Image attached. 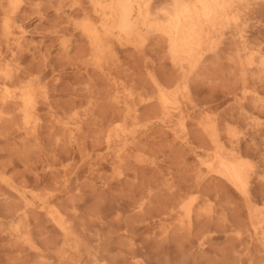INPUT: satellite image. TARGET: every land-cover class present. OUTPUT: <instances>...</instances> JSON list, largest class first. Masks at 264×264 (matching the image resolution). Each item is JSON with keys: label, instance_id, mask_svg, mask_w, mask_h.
Returning <instances> with one entry per match:
<instances>
[{"label": "rangeland", "instance_id": "rangeland-1", "mask_svg": "<svg viewBox=\"0 0 264 264\" xmlns=\"http://www.w3.org/2000/svg\"><path fill=\"white\" fill-rule=\"evenodd\" d=\"M248 1L250 2V8H253L252 11L251 9L249 10V12H253L251 13L253 16H251L248 13L249 14L248 17L251 16L250 18L252 19L250 20L248 19V23L246 24L245 27V30H248L246 32L247 38H249L248 41L251 42L249 43V46L253 45L254 48L256 49L262 47L264 52V0H248ZM91 2L92 0H20L18 2L19 5L18 4L16 5L18 6V8L17 7L13 8L8 4L7 1L4 6L2 7L0 6V64H2L0 65V70L3 68L2 66H6L7 70L10 73L13 74L16 70L17 74L15 73L14 76L18 75V77L15 76V78H13L15 80V81L13 80L14 82L13 81L10 82L11 84L13 83L12 86L9 84V82H8L9 85L8 84L7 85L10 86L11 90L13 89V92H16L17 87L15 88V86L17 82H20V79L21 82L26 81L25 79L36 77L34 75L37 74L38 77L44 78L42 79L43 80L42 85L44 84L47 87L48 92L50 93L49 95L50 97H48L49 99L47 98V100H44L47 101L46 103L43 102V99L45 98H43L42 100L38 99L40 102V106L43 107L42 111H40L41 109H39V115L40 117L41 116L43 117H41L42 119L40 122L42 123V125H40V129H38L39 135L37 134V132L35 134L31 133V135L34 138H32V136L29 135L30 133L29 134L26 133L21 128L22 125L19 127V124L23 123V119L20 120L22 116L19 113L18 105L17 104L12 105L13 108L17 109V110L16 109L12 110L10 107L11 104L8 107L7 105H5L6 107H3L0 104V111L1 109L4 108L3 111L5 112L3 117L0 112V117H2V119L0 118V173L5 174L6 173L5 169H7L8 166L9 167L12 166V168H9V171H7L8 174L6 173L7 177L8 178L10 177L9 179H11V177L13 178V176H16L17 173L16 171H18L17 174H21L23 177L25 175H28L25 176L24 178L20 175V178H22L21 181L23 183L19 182L20 178L19 179L13 178L14 180L11 179V181L13 180L12 181L13 183L15 182L14 184L17 185V183H19L20 184L19 187L26 186L31 189L34 187L28 185L31 182V185L33 184L35 185L33 189H37V187H39L38 185L42 183L41 185L42 188L40 186L37 189V191H41L40 193L46 195V197L49 196L48 199L50 201H52L51 199L53 198L54 199L57 198L59 195L60 196L62 194L64 195V193L68 194V196L70 195L69 197L67 195L64 196L62 195L60 201L63 202V204L61 203L62 208L64 212L67 211L66 215L70 218V220H72L71 222L75 226L74 229L76 233L81 237V247H80L81 252L71 249L74 252L73 253L71 250H69V246L68 244H66L65 240H63L64 237L59 236V238L57 237L55 239V235L56 236L60 234L61 236L63 235L61 231H59V229L56 231V233L55 231H53L54 229L56 230L57 227L53 226L51 228L49 226V224L52 225L53 222L52 221L50 222V219L45 215V213L42 214L43 212L37 209L36 211L32 210L34 211L32 214L30 210L29 212L31 213V215L34 216H32V219L24 220V222L28 223L29 220H31L30 222L33 221L34 224L32 223V226L30 228L32 229L34 241H37L36 239L39 240L41 238L40 240H43L44 242L43 241L35 242V245H37V247L39 246L38 248L34 247L31 249L29 245L27 247H29L31 251L35 254V257L37 255L38 258L33 257L34 256L33 253L32 255L31 253L29 255L28 251L30 249L26 247L25 243L20 242L19 245H21V247L16 246L15 249L14 246L15 244L18 245L17 242L19 241H17L14 236L11 237L9 235L8 227L10 226L11 223L10 220L12 219L10 216L13 213L12 208L16 205L14 209L15 210L14 213H16V208L19 205L20 199H17L18 196L16 193L15 194L17 197L16 199H14L13 198L14 191L12 192V190L10 191V189L6 190L5 189L6 185H3V183L0 181V188L2 185L4 187V189L1 188L0 191L6 194L7 192L9 193L7 194V196L4 195V197H2L3 194L0 193L1 194L0 201L2 202V203L0 202V209L1 208L2 210L4 209L3 211L0 210L1 211L0 218L3 216L2 219H0V223H1L0 232L3 231L2 233H0V264H40V260H42L41 264L43 262L44 264L46 262H47L46 264L48 263L52 264L53 262L54 264H59V263L60 264H80V263L81 264L82 263L84 264L87 263L88 264H96V263L121 264L122 263L123 264L125 263V261H128L125 264L128 263L129 264L131 263L132 264L135 263L136 264L137 263L138 264H147V263L149 264H165V263L166 264L168 263L171 264L172 263L174 264H180V263L181 264L182 263L183 264H264V256H263L264 253L260 249L261 246L255 243L256 242L255 240H254L255 242L252 240L253 236L256 237L257 232H261V234L259 233V235L257 236H263L264 222L258 224L259 228L257 229L255 228V226L250 221V216L248 213L249 212L248 202L238 191L235 190L234 187L230 186L229 183L227 182L225 183V181L223 182V180L219 181L218 179H214V178L212 181L210 176H206V179L207 178L210 179L209 180L204 179L205 181L203 180L201 186L198 187L197 178H199V176L204 177L203 176L204 172H202L203 175L202 173H200V175L198 176L197 173L198 171L196 172L195 170L196 167L194 168L195 165L194 162H196V160L195 157H194L195 161L193 160V155H194L193 151H190L188 148L184 149V147L182 146L180 148L179 143L173 139V136L170 133H166L164 131V128L162 127V125H160L159 122H154V124H152L151 118L157 120L154 118L155 113L151 109L150 110L151 112H153V114L152 113L149 114L150 112L147 113L150 110H147V112L145 110L146 106L144 104H148L147 100L150 101L149 99H151V96L154 95L153 94L154 89L148 85L147 83L148 80L146 79L147 76H144L147 75L148 69L149 68L151 69L152 67V69L154 68L155 70V68L158 67L156 68L158 70L156 72L157 73L164 72L163 79L167 78L168 77L167 75L169 74L171 76V74L173 73V69L170 68L171 67L170 62L168 60H164V58L162 57L163 56L162 53H160L161 55L160 57L159 52H157L154 49L156 45L154 44L155 41L153 39H151L152 41L150 40L152 43L148 40L150 44L149 42H147L148 45L146 44L145 49H143V52L146 57H144V55L142 56L143 53L140 50H136L133 48L129 50L131 47L129 49H127L126 47H122V48L120 47L118 48L119 52H116L115 54L116 56L114 55L115 58L113 57V59L111 60L109 57L110 62L116 63V64L112 63L113 64L112 66L107 67V70L108 68L111 70V67L112 68L114 67L112 69L113 72H111L112 77L116 76L117 78L118 76L120 78V79L117 78L119 83L122 80L123 81L122 84H129L127 87L128 90L135 92V90L138 91L140 87H142L141 89L145 88V94L143 93L144 91L141 89L139 91H141L142 93L136 91L135 93L138 97L135 95L136 98H134V100L139 99L138 102L130 101L129 103L130 105H134L136 103L137 106L139 104L138 106L139 110L143 108L141 109L143 110V113L140 112L143 115V116L141 115L140 120L142 119L144 120H142L141 122L139 120L138 124L137 122L136 123L133 122L135 124H132V122L130 121L128 123L129 128L135 131L136 135L140 133L139 137L137 135L136 139L137 140L140 139L141 142L139 140H138L139 142H137L136 140H134V143L130 142L131 145L129 144V146L133 148L128 146L129 148H127L126 150H120L122 147L121 146L122 143L121 145L115 143L120 147L119 148L117 146L118 149L116 148V145L111 146L112 148L106 146L108 145V143L105 144V141L107 142V140H105L107 139L106 133H108L109 125L112 123L111 120H113V117L115 118L119 114H121L122 111L120 110L124 111V107H122L123 109L118 108V106L120 107V105L116 104L117 101L116 103L113 101L115 98L114 99L112 98L115 95L111 96L110 93L113 92V94H115L116 91L114 89H111L113 88L111 86H110L111 90L109 89L108 85L111 84L107 82V79L105 80L103 79L105 77L104 75H102L101 73L102 71L99 72L100 70L96 68L94 63H92V60L90 59L91 57H89L91 56V54H90L88 42L85 36L83 35L82 31L80 30V27H78L85 17V11L89 10ZM14 13L17 15L15 16ZM18 14L21 16L19 18L20 20L17 17ZM12 15H14L18 19V22L17 21L14 22V19L16 18L13 17ZM8 16L10 17V22H9L10 27H6V18ZM19 23L22 24L24 23L23 27H18ZM14 29L17 30L13 31ZM7 30L9 31L7 32ZM231 33H232V38L234 39L233 35H237V34L235 32H231ZM231 33H228L227 36L231 37ZM19 35L23 36L24 39L26 36L27 39L22 42L23 44L20 43V45L18 42V39L20 37ZM16 36L19 37L17 38ZM232 38L229 37L228 39L226 38L224 41H227L226 42L227 45L228 43H230L229 47L225 45L224 42L222 46L224 45L225 46L223 49L220 50L221 53H219L220 52L219 51L217 55L212 54L211 58L209 56V59H207V61L203 64V66L205 67L202 66L203 68L201 70L199 69L201 73L199 74L197 73L195 75L196 78L194 77L195 80L193 82L194 83L193 96L195 95L196 98L195 97L194 98L197 100V102L195 99L194 100L196 103H198V101L203 100V103H200L202 105L199 104L198 106L195 102L191 103L192 105L189 104V106L191 105L194 108H191V106L189 108L193 110L192 111L190 109L191 110L190 112H192V114L194 113L195 108L198 111V115L200 114L199 116L198 115L196 116V114H194L196 117L194 116L195 121L193 120V123L194 122L196 123V118L198 121L199 117L201 118V116L202 115L204 116L208 111L216 115L217 117L220 116L219 117V120L221 121V123L219 121V123L221 124L220 126L227 127V125L231 123L233 126H236L238 127V129H240V131L242 132L240 136L243 135L241 141L242 149L244 150V152H246L249 158L251 157L253 159L255 164L257 163V165H259L257 167L261 168V172H260L261 176H259L261 178L258 179L256 178L257 180L253 181L254 183H252L251 188H252V199H253L252 205H254L256 210L262 212L264 211V113H263L264 110L260 112L261 110L256 108L250 99H249L250 102L247 101L248 102L247 109L249 111L253 110L254 112L253 111L252 112L254 113L255 121L259 122L260 125L262 124L261 125L262 127L258 126L259 128L257 129L253 128L254 126H252V124H250L251 126L250 128V126L246 124L248 123L247 120L245 121L243 120L241 122L242 118H236V116L238 115L240 116L239 114L240 112H238L237 115L236 108H235L236 116L235 113L233 114L234 111L233 107H235L234 101H232L233 92L235 91V89H237L236 91L237 92L239 91V93L242 94L243 88H241V86L243 87V85L241 84L242 81H239L240 67L237 65L238 64L236 63L237 61H234V58H231L234 57L233 56L234 49H228L230 48V46L231 48L235 47V46L233 47V45H231V42H229L230 39L233 43ZM256 44L259 45L257 46ZM225 47L226 50L228 49L231 52L230 54L229 52H227L228 50L224 51ZM125 48L126 51L124 50ZM122 49L123 51H121ZM145 50L147 51V53L149 50H153V51L155 50L156 53H154L155 51L154 52L150 51L151 54L150 53L147 54ZM152 53L157 54V56L154 54L153 56ZM219 54H221V56H219ZM231 54L232 56L230 57L229 55ZM150 57L153 59H150ZM88 58L90 60H88ZM147 58H149L148 59L149 63L143 64L145 62H148L146 60ZM154 58L156 59L155 61ZM162 59L164 60V62ZM1 60L7 63L4 64L1 62ZM159 61L161 64L159 63ZM231 61L234 62L235 64L233 63L232 65ZM110 62L108 63L109 65H111ZM152 62H154V67ZM9 63L10 65L8 66ZM164 63L165 64L167 63L166 66ZM89 64H91V67ZM147 64L148 66H150L149 68ZM86 65H89V67ZM167 66L170 68V70L168 71L169 72L171 71L172 73H169L167 71V69L169 68L165 69V67ZM87 67L90 69L86 70L85 68ZM144 67H146L147 70L146 69L144 70ZM235 67H239L236 68L239 69L238 70L239 76H237L238 72H236L237 70L235 69ZM82 68L84 70H82ZM255 70L256 69L254 68L253 70L250 71V74L254 78V80L251 81L250 83V79H249L248 86L252 89L258 88V90L262 93L260 94L263 95L264 97L263 94L264 70H260V69L256 71ZM40 72L42 74H39ZM98 72L99 74L102 75V77L101 75H98ZM145 72L146 74H144ZM232 72L234 73L232 74ZM113 73L116 74L114 75ZM229 75L234 76V77L232 76L233 80L231 79V77L229 78ZM21 76L22 78H24L23 80ZM26 76H28L29 78H26ZM161 76L163 75L161 74ZM251 76L249 75V78ZM258 76L260 78H258ZM144 77L145 79H142ZM0 78H2L1 71H0ZM138 78H140V80ZM235 78L237 79L238 82H236ZM132 80H134V82ZM138 80L139 82L141 81V83L138 84L136 82L135 84V81ZM168 80L169 77L165 79V81L167 83H171V81L169 80L170 82H168ZM0 81L2 82V79H0ZM144 82L147 84H145ZM132 83L135 84V87L131 86ZM142 83H144L147 86V88L151 87L152 90L148 88L149 92H147L148 89L145 87V85L144 87L140 86ZM234 83L236 84L234 85ZM252 83H254L255 85L254 84L252 85ZM238 85L240 86L238 87ZM2 87L4 88V82H2V84L0 83V94H3ZM229 88H232L233 91L232 89ZM239 88L241 90H239ZM229 90H231L232 93ZM126 92L127 91H123L122 94ZM195 92L197 93V95L195 94ZM148 93H150L149 94L150 96L148 95ZM145 96L147 98H145ZM142 97L145 99H143ZM148 97L150 98L148 99ZM141 100L143 101L141 102ZM48 102H50V104H48ZM249 103L252 104L249 105ZM142 104L144 105V107H141ZM251 105H253L252 107L253 109L251 108L252 110L250 109ZM254 107L255 109H258L259 112H257V110L255 111ZM201 108L203 110L204 108L207 110L202 112ZM231 108L233 111L230 110ZM227 110L232 111L229 112L231 113L232 116L229 115ZM7 111L10 112L8 115L6 114ZM197 111L195 113H197ZM201 112L204 114H202ZM84 113H86V115ZM148 115L150 121H148L149 119ZM150 115H152L153 117ZM82 118L86 120H83ZM60 119H62L67 126L64 124H60L59 121H61L62 123V120ZM77 119L79 120V122ZM248 120L250 121L251 119ZM17 121H21V122L19 123ZM80 122L83 123L82 124L83 129L81 128L80 132L78 131L79 134L75 135L76 137H74V134L77 132L74 128ZM149 122H151V124H149ZM15 123H17V125ZM108 123L110 124L108 125ZM143 124H146L147 126L145 125L144 127ZM190 124H191L190 126L193 127L191 129H194L196 128V126H198L197 123L195 124V126L194 124L192 126V123ZM245 124L248 126H246ZM151 127L152 129H150ZM154 127L158 129L159 133ZM19 128L21 129V132L19 131L20 130ZM135 129L138 130L136 131ZM146 129H148L147 130L148 132H145ZM188 129L189 131L191 130L189 126ZM141 130H142V135L143 134L145 135L141 136ZM149 130H151V132L153 131L154 132L151 133ZM197 130L199 131V129ZM192 131L193 130H191L190 132ZM194 131L196 130L194 129ZM148 133H151L152 136L149 137ZM155 133L157 134L155 135ZM165 133L167 135H165ZM193 133L194 132H192V134ZM200 133L196 132L197 135L195 133H194L195 135L191 134L192 136L191 138L196 137L193 140L197 145H199L198 141L201 139L200 137H202L199 135ZM36 134H37V138H35ZM29 136H31V138ZM101 136H103L104 139H102ZM28 137L29 139H27ZM146 137L149 138L145 139ZM57 138H59L58 139L59 141L57 140ZM171 138L172 140H174L175 144L174 142H172ZM204 140L206 139L202 137V139L200 140V144L202 142H205ZM135 143L138 144L140 143V144L136 145ZM137 149H140L139 152L135 151ZM140 152H142V154H140ZM114 153L116 154L114 155ZM119 153L122 155V158L119 159L121 161H119L118 158H115V156H117V154ZM129 153L132 154L129 155ZM137 154H139L140 156ZM127 157L128 158L130 157V159H132L133 161L131 163H127V161L130 162V160H128ZM144 157L146 158L144 159ZM67 158H69L68 161ZM125 158L126 161L124 162ZM133 158L137 160L134 161ZM115 159L118 160L117 163ZM146 159H148V161ZM92 162L95 164V166L93 165ZM122 163L124 165H122ZM125 163L129 165L126 166ZM65 165L67 166V168ZM120 166L123 168H121ZM55 169H57L58 173L56 172ZM66 169L69 170V172L66 171L67 172L66 173L65 172ZM1 170H3L4 172ZM19 170L23 171L25 175L23 173H19L20 172ZM52 170H54L53 172L55 174L52 173ZM10 174L11 176H9ZM38 174L40 177L36 176ZM58 174L59 177L58 176L56 177V175ZM26 177L27 178L31 177V179L29 178L28 180H26L27 179ZM32 178L34 179L32 180ZM38 178H41L40 181L41 180L42 181L39 182ZM59 178L61 179L60 182H59L60 180ZM192 178L196 183H193ZM55 179H58L59 183L56 182L57 180L55 181ZM53 180L57 184L55 183L53 185L54 183ZM50 181L53 183H51ZM49 182L50 185L52 184V186L49 185ZM43 183L46 185L47 188H49V186L51 187L49 188L50 192L48 189H46V187L44 188ZM190 183L195 185H192ZM56 185L57 187H55ZM187 185L190 186L188 187ZM156 186H158L161 189L159 190L158 187ZM45 190L46 192H44ZM144 190H147L146 193L149 196L147 194H144L145 193ZM178 190L179 192H177ZM11 192L12 194L10 195ZM47 192L48 194L54 193V195H50V194L47 195ZM141 192L143 193L141 194ZM194 192L195 194L192 195V193ZM174 193L179 194L178 195L179 198L181 197L182 194H183L182 197L186 195L188 198H190V196L191 197L196 196L197 197L196 201L200 199L202 202L201 206H203L202 211L204 216H202V214L198 215L200 216L199 218L202 219H199L197 215L193 216V217L196 216L200 221L196 222V218L193 219L195 220L193 224L195 222L196 224L192 226L193 228L189 229L191 233L187 229L188 227L184 228L183 226L182 227L186 230H182L183 228L181 226L179 227L177 226L179 229L176 227L178 231L177 229L176 231L173 230L175 228L174 226L178 224L177 221L180 216V214L178 213L180 212V210L176 211L178 208L177 206L178 202L176 200L179 201L186 197V196L184 198L181 197L179 199L177 195L174 196L175 195ZM201 193H203V195ZM151 194H153V196H151L150 199ZM8 195H10L12 198H10V196ZM134 195L136 198L139 196L138 199H135ZM199 195L202 196L200 197ZM141 196L142 198L149 197L148 199H150L148 200L146 198L148 203L146 205L145 211H143L142 213L138 211L137 209L138 202L136 203V201H140L142 199ZM172 196H174L175 198ZM5 198L7 200H5ZM132 198L134 199L132 200ZM172 198L175 199L173 200L175 204L171 202ZM167 199H169V201H167ZM16 200H19V202H17ZM131 200L132 202L130 203ZM55 201L60 202L59 198H57ZM55 201H53V203ZM66 202H68V204L71 205H68ZM170 202L172 203V205ZM163 203L167 205L166 206L162 205ZM169 203L170 205H168ZM199 203L197 207L201 204ZM203 203L206 206H204ZM1 204L4 207L6 205L9 210L7 209V207L3 208ZM10 204H13V206ZM61 204L59 203L58 205L61 206ZM64 204L66 205L67 210L65 209L66 207ZM134 205L136 206V208H134L135 207ZM10 206H12V208H9ZM173 206L176 207L172 209ZM160 207L162 210L165 209L166 207L169 208L170 213L167 211L169 209L166 208V211L164 210L166 212V215H164L165 214L164 211L163 213L161 210H158ZM75 208H78L80 210ZM171 209L174 210L175 212H173ZM159 211L162 212V215L158 214L159 215L158 216L157 213H160ZM2 212H5L7 216H5V213ZM7 212H9L10 215L9 213L7 214ZM37 212H39L38 217L36 214ZM71 212L73 215L72 219L70 217ZM173 213L176 214L173 215ZM177 213L179 215H177ZM39 214L42 217L44 216L43 219L46 222L40 220V218L42 217L39 216ZM74 214L75 216H79V217L82 216L79 218V223L77 219L78 217L75 218ZM170 214L173 215V217ZM168 215L172 217L171 218L172 220L169 219L170 216L168 217ZM28 216L31 217L30 215ZM163 216L166 217L164 218ZM177 216L178 218H176L175 221L174 218ZM33 217L36 219L34 220ZM74 218L76 219L75 222L73 221ZM37 219H39L38 222L36 221ZM40 221L41 223H39ZM47 221L49 223H47ZM30 222L28 223L29 226L31 224ZM36 222L39 224L37 225ZM42 223L45 225L48 224V227L50 228L48 227L47 228L49 230L44 227L48 231L41 230L44 229L43 228L44 225ZM171 223H172V227H174L172 228L171 231L172 233L170 232L171 234L168 235L169 237L168 236L165 237L167 239H165L163 235H161L162 237L161 238L159 234L160 232H162L161 229L163 230L164 228L168 227V225L171 226L170 225ZM40 224H42L41 227ZM36 225L39 226L37 232H36V228H37ZM247 226L251 227V229L254 232L251 231V229L248 231ZM86 228L88 230H86ZM50 229H52L55 235L51 234L52 232ZM40 230L42 232L45 231V233L44 232L41 233ZM7 231L8 234H6ZM37 233L39 235L41 234V236H39ZM250 233L252 234V237ZM44 234H46V236L42 237V235L44 236ZM1 235H3L2 237L7 239V241L4 240L1 237ZM47 236L49 237L47 238ZM50 237H52L53 239H50ZM10 238H13V240ZM61 238L62 240L60 241ZM57 239L59 240L58 243H56ZM47 241H50L54 244L56 243V245L54 244L51 245L49 244L50 242L48 243ZM41 242H43L44 244L46 243L47 246L46 244L45 245L43 244L44 245L43 246ZM201 242H203L204 246L201 244ZM48 244L51 246L48 247ZM53 245L54 247L58 246V248H56L57 251L54 250L55 248L53 247ZM93 245L97 247V250L95 249V247H93ZM10 246L12 247L10 248ZM44 247L46 248L47 251L46 250L43 251ZM12 248L15 250L12 251ZM17 248L19 250H17ZM40 248H42L41 249L42 256L44 254V256L46 257L48 252L53 253V254L48 253L47 257L48 259L50 258V260L47 259L48 261H45L46 259L40 256L41 254L39 255L41 251L39 250L40 251L39 252L38 249ZM131 248H133V250L136 251L135 252L136 255L138 254L137 251L143 254L141 255L140 253V257L138 254L137 255L138 258H137L136 255H134L133 253L134 251L130 250ZM137 248L139 249L135 250ZM25 249L27 251L25 252L22 251ZM60 249H61L60 251L61 253L58 252ZM33 250H35L37 254ZM21 251L22 253H20ZM27 252L29 257H27ZM62 252L70 254L69 257L63 258ZM53 255L56 257V260L58 259L57 261H54L55 257ZM84 255H86L87 257H85ZM175 259H178V261L172 262ZM179 259L181 262L179 261ZM80 260L81 261L83 260V262H81ZM87 260H90V262ZM183 260L185 261L183 262ZM59 261H61L62 263Z\"/></svg>", "mask_w": 264, "mask_h": 264}, {"label": "bare ground", "instance_id": "bare-ground-1", "mask_svg": "<svg viewBox=\"0 0 264 264\" xmlns=\"http://www.w3.org/2000/svg\"><path fill=\"white\" fill-rule=\"evenodd\" d=\"M6 1L13 8L14 7H17L18 8V6H16V5L18 4V2L20 0H0V6L1 7L4 6L5 3H6ZM250 9H251V11L253 10V8H250V2L248 0H92V2L90 4L89 10L88 11H85V17H84L83 21L79 24L78 27H80V30L82 31L83 35L85 36V38H86V40L88 42L89 49H90V54H91V56H89V55L88 56L91 57L90 59L92 60V63H94L95 66H96V68H98L100 70L99 72L102 71L101 73L105 77L103 79L104 80L107 79V82L111 84V85H108L109 86V89H110V86H111V87H113L111 89H114L116 91L115 94H113L112 91H111L112 93H110L111 96H114L115 95L112 98V99L115 98L113 101L115 103L117 101L116 104H119L120 105V107L118 106V108L123 109L122 107H124V111L123 110H120V111H122L121 114H119L118 116L115 115V116H117L115 118L113 117L114 116L113 115L112 116L113 117V120H111L112 118L110 119L112 121V123L111 124L108 123V125L110 124L109 125V129L107 128L108 129V133L105 132L107 134L106 135V138L107 139H105V140H107V142L105 141V144L108 143V145H106V146L107 147L108 146L111 147V146H114L116 144H120L121 145V143H122V145H121L122 147H121L120 150H126L127 148L131 147V146H129V144L131 145L130 142L134 143V140H136L137 142L140 141V139H138L139 141L136 139L137 138V135L139 137V134L140 133H138L136 135L135 131H133V130H131L129 128L128 123H129V121L132 122V124H135L136 122H137V124L139 123V120H140L141 115H142L141 113H143V110H141L143 108H141V107H144V105H145L146 106L145 107L146 112H147V110H150L151 109L155 113L154 114V118L157 119V120H154L153 118H151L152 119V124H154V122H159L160 125H162V127L164 128V131L166 133H170L173 136V139L176 142L179 143L180 148L182 146V147H184V149L188 148L190 151H193V153L195 155V156L193 155V160H194V157H195V160L197 162V163L194 162L195 165H196V166L194 165V168L196 167L195 170H196V172L198 171L197 172L198 173V176L200 175V173L204 172V175L202 173V175L204 177H200L199 176V178H197V186L198 187L201 186V183H202V181L204 179H206V176H210L211 179H212V181H213V178H214V179H218L219 181L220 180H223V182L225 181V183L226 182L229 183L230 186L234 187L235 190L238 191L246 199V201L248 202V207H249V212L248 213H249V216H250V221L255 226V228L257 229V228H259L258 227V224L264 222V211H262V212L261 211H258V210L255 209L254 205H252L253 199H252V188H251V185H252V183H254L253 182L254 180L256 181L258 178H261V177H259V176H261L260 175L261 174L260 173L261 172V168L260 167H257L259 165H257V163L255 164L254 161H253V159L251 157L249 158L248 155L246 154V152H244V150L242 149V145H241L242 143H241V141H242V136L243 135L240 136V134L242 132L240 131V129H238V127L233 126L231 123H229L227 125V127L220 126L221 125L220 124L221 121L219 120V117L220 116L217 117L216 115H214V114H212V113H210L208 111L206 112V114L204 116L202 115L201 118L199 117L198 121H197V118H196V123L198 125V126H196V128H194L196 131H194V129H191L193 127L190 126L191 125L190 123H192V126H193V124L195 126L196 123L195 122L193 123V120L195 121V117L198 115V111L196 110V108L194 109V113L193 114H192V112H190L192 110L191 108H194V107L191 106L192 105L191 103H194L195 100H196L195 99L196 98L195 95L193 96V90H194V86H193L194 83L193 82L195 80L194 77H195V75L197 73L198 74L201 73L199 71V69L201 70L203 67H205V66H203V64L207 61V59H209V56L211 58V55L212 54L217 55V53L221 49H223L225 45H227V43H226L227 41H224V40L226 38L228 39V37L229 38H232V33L231 32H235L237 35H233V37H234V39L232 38L233 39V43L229 39V42H231V45H233V47L234 46L235 47L234 48H231V46H230V48H228V49H234V53H233L234 54L233 55L234 57H231L232 54L229 55V56L231 58H234V61H237L236 63H238L237 65L240 67V70L239 69H236V68H239V67H235V69L237 70L236 72H238V70L240 72V76H239V72H238V75L237 76H239V78H240L239 81H242L241 84L243 85V87L241 86V88H243V93L241 94V93H239V91L238 92L236 91L237 89H235V91L233 92V95H232L233 96V100L232 101H234L235 107L232 106L234 108V111L232 110V108L230 110L233 111V114L235 113V116H236L235 108L237 109V115H238V112H240L239 113L240 116L238 115V116H236V118H242L241 119V122L243 120L244 121L247 120L248 123H246V122L245 123L248 124L249 126H250V124H252V126H254L253 128H256L257 129L259 127H262L261 126L262 124L260 125L259 122L255 121L254 113H253L254 111L252 110L253 109L252 107L254 105L256 108H258L259 110H261L260 112H262V110H264V97H263V95H261L262 93L258 90V88L257 89L256 88L255 89H252V88H250L248 86L249 85V83H248L249 81L248 80L250 79V83H251V81L254 80V78L250 74V71L253 70L254 68L256 70H259V69L260 70H264V52H263V48L261 47V48L256 49V48H254L253 45H250L249 46V43H251V42H249L248 41L249 38H247L246 32L248 30H245L246 24L248 23V19L249 20L252 19L250 17L253 16L251 14L253 12H249ZM248 13L251 15L250 17H248V15H249ZM16 15L17 14H15V16ZM12 16L15 17L14 15H12ZM17 17L19 19L21 16L18 14ZM16 19H14V22L15 21L18 22V19L17 20ZM9 22H10V17L8 16L6 18V27H10ZM23 24L22 23H19V26L18 27H23ZM12 25H11V27H12ZM16 30L17 29H14L13 31H16ZM8 31L9 30H7V32ZM11 31H12V29H11ZM228 33H231V37L230 36H227ZM248 37H249V35H248ZM151 39H153L155 41V43L153 41V43L156 45V47L154 49L157 52H159V55H160V53L163 54L162 57L164 58V60H168L170 62V65H171L170 68L173 69V73L171 71L170 72L168 71V70H170V68L168 66L165 67V69L166 68H169V69H167V71L169 73H172L171 76H170V74L167 75L169 77V80L171 81V83H167L166 82L167 80L165 81V79H167L168 77L163 79V77H164V74L163 73L164 72L162 73V72L159 71L160 73H157L156 71H158V70L156 68H158V67H156L155 70H154V68L152 69V67L150 69L149 68L150 66H148V64H147V66H148L149 69H148L147 75H144V76H147L146 79L148 80V82H147L148 85L151 86L154 89V93H153L154 95L152 94L153 96H151V99H149L150 97H148V99L150 101L147 100L148 104H144V105L142 104L143 106L141 105V107H140L141 108L140 109L141 111H140L139 110V107H138L139 104H138V106H137L136 103L134 105H130L129 104L130 101L131 102H133V101L138 102L139 99L138 100H134V98H136L135 97V95H136L135 92L137 90H135V92L134 91H131V90H128L127 87H128L129 84H122V82H123L122 80L119 83V81L117 79V78H119L118 76H117V78H116V76L115 77H112V73L111 72H113L112 69L114 67L113 68L111 67V70L108 68V70H110V71L107 70V67L108 66L110 67L113 64H116V63L110 62L109 57L112 60L113 57H114V55L116 54V52H119V49L118 48H120V47L121 48L122 47H126L127 49H129L131 47L129 50H131L132 48L133 49H136V50H140L143 53V54L141 53L142 56L144 55V57H146L145 54H144V52H143V49H145L147 42H149ZM25 40H27L26 39V36H25V39H24L23 36H20L19 39H18L19 45H20V43H22ZM15 41H16V38H15ZM150 42H149V44H150ZM224 42H225V45L222 46V44ZM229 45H230V43H228L227 46L229 47ZM256 45L258 46L259 44H256ZM21 46H23V45H21ZM251 46H253V47H251ZM126 48L124 49L125 51H126ZM117 49H118V51H117ZM227 50H226V47H225V50L224 51H227ZM121 51H123V49ZM140 51H139V53H140ZM150 51L151 52H154L153 50H149L148 53H147V51H146V53L149 54ZM156 51L154 53H156ZM227 52H229V54L231 53L229 50ZM154 53H152V55ZM219 53H221V51ZM154 55L157 56V54H154ZM111 56H112V58H111ZM219 56H221V54H219ZM160 57H161V55H160ZM90 59L88 58V60H90ZM148 59L149 58H147L146 60L148 61ZM150 59H153V58L150 57ZM155 60L156 59L154 58V61ZM164 60H163V62H164ZM1 62L4 63V64L7 63V62H3V60H1ZM109 62H110L111 65L108 64ZM89 63H90V61H89ZM146 63H149V61L148 62H145L143 64H146ZM152 63H153V67H154V62H152ZM152 63H150V64H152ZM159 63H160V61H159ZM233 63L234 62H232V65H233ZM164 64H163V66H164ZM166 64H165V66H166ZM0 65H2V64H0ZM9 65H10V63L8 64V66ZM89 65L91 67V64H89ZM89 65H86V66L89 67ZM2 67L3 68L0 70L1 71V77L2 78H0V79H2V82H4V88L2 87L3 88V94H0V104H1V106L6 107L5 105H7V107H8L11 104L10 105L11 109L12 110H15L16 108H13L12 105L17 104L18 105L19 113L22 116V118L20 120L23 119V123L19 124V127L22 125L21 128L26 133H28V134L30 133L29 135H31V133H34L35 134L36 132L39 135L38 129H40V125H42V123H40V122H41V119H42L41 117H43V116L40 117V115H39V109H41L40 111H42L43 107L40 106V102H39L38 99L42 100L43 98H45V99H43V102L46 103L47 101H44V100H47V98L50 97L49 96L50 93L48 92L47 87L44 84L42 85V83H43V80L42 79H44V78L38 77L37 74L36 75L31 74V75H34L36 77L29 78L28 77L29 75H28V76H26V78H29V79H25L26 81H22L21 82V79H20V82L21 83L16 81L17 82V84H16V82H15V84H16L15 88L17 87V91L16 92H13V89L11 90L10 89V86H8V85L9 84L11 86L13 85V83L11 84L10 82L14 80L13 78H15V76H16V75L14 76V74L15 73L17 74V72L15 70V72L12 74V73H10L7 70L6 66H2ZM88 67L85 68V69L86 70L87 69L89 70L90 68H88ZM146 67H144V70L146 69ZM257 68H259V69H257ZM82 70H84V69L82 68ZM13 71H14V69H13ZM96 71H97V69H96ZM86 72H89V71H86ZM99 72H98V75H101V74H99ZM234 72H232V74ZM39 74H42V73L40 72ZM144 74H146V72ZM161 74L163 76H161ZM102 75H101V77H102ZM249 75L251 76L250 78H249ZM232 76L229 75V78L231 77V79L233 80ZM16 77H18V75ZM23 77H24V75H23ZM43 77H44V75H43ZM21 78H22V76H21ZM140 78H138V79L140 80ZM251 78H252V80H251ZM258 78H260V77L258 76ZM23 79L24 78H22V80ZM142 79H145V77L142 78ZM139 80L138 81H135V84H136V82L138 84L141 83V81L139 82ZM169 80H168V82H170ZM132 81L134 82V80H132ZM258 81H260V80H258ZM2 82L0 81L1 84H2ZM8 82H9V84H8ZM236 82H238L237 79H236ZM46 83H48V82H46ZM144 83H142L143 85L141 84L140 86H143L144 87V85L147 84V83H145V84ZM239 83H237V84H239ZM121 84L124 85V86H122ZM133 84L134 83H132L131 86H134L135 87V84L134 85ZM235 84L236 83H234V85ZM253 84L254 83H252V85ZM125 85H127V86H125ZM252 85H251V87H252ZM239 86L240 85H238V87ZM145 87L147 88L146 85H145ZM151 87H148V88L151 89ZM141 88L142 87H140L139 90ZM232 88H229V89H232ZM236 88H237V85H236ZM129 89H131V88H129ZM14 90H16V89H14ZM139 90L137 92H141ZM141 90H143L144 91L143 93L145 94V88H143ZM239 90H241V89L239 88ZM123 91H127V92L124 93V94H122ZM229 91H231V90H229ZM232 91H233V89H232ZM232 91H231V93H232ZM147 92H149V89L147 90ZM150 92H153V91H150ZM108 93H109V91H108ZM137 94H139V93H137ZM149 94L150 93H148V95ZM195 94L197 95L196 92H195ZM145 98H147V97L145 96ZM145 98H143V99H145ZM231 99H232V97H231ZM249 99L253 103V105H251V107L249 106L250 109L252 108L251 110L253 112L252 111H249L247 109L248 108L247 107V103H248L247 101L250 102ZM229 100H230V98H229ZM142 101L143 100H141V102ZM196 102H197V100H196ZM200 103H203V100L202 101H198V103H196L197 106ZM252 103H249V105L252 104ZM48 104H50V102H48ZM189 104H191L190 105L191 108H189L190 107ZM206 104H207V101H206ZM45 105H47V104H45ZM200 105H202V104H200ZM193 106H194V104H193ZM255 107H254V109H255ZM199 108H198V110H199ZM258 109H255V111L257 110V112H259ZM3 110H4V108L1 109V111H0L2 117L4 116V113H5ZM7 110H8V108H7ZM145 110H144V112H145ZM151 110L148 111L147 113L150 112L149 114H151V113L153 114V112H151ZM195 110L197 111V113H195L196 112ZM206 110L207 109H205V108H204V110L201 108V111L202 112L203 111H206ZM9 111H11V110H9ZM9 111H7V113H6L7 115L10 113ZM118 111H119V109H118ZM232 111H228L227 110L228 113L229 112H232ZM147 113H144V114H147ZM263 113H264V111H263ZM84 114L86 115V113H84ZM113 114H114V112H113ZM117 114H118V112H117ZM194 114H196V116ZM202 114H204V113H202ZM229 115H231V113H229ZM144 116H147V115H144ZM150 116H152V115H150ZM2 117H0V118L2 119ZM193 117H194V119H193ZM148 118H149V115H148ZM82 119L83 120H86L84 118H82ZM82 119H81V121H82ZM248 119H251V120L249 121ZM60 120H62V119H60ZM142 120H144V119H142ZM142 120H140V122ZM148 121H150V118L148 119ZM219 121H220V123H219ZM239 121H240V119H239ZM17 122L20 123L21 121H17ZM59 122H60V124L66 125L63 122V120H62V123H61V121H59ZM78 122H79V120H78ZM133 122H135V123H133ZM15 124L17 125V123H15ZM82 124L83 123L80 122V123H78L76 125L75 128L73 127L77 131L74 134V137H76L75 135L79 134L78 131L80 132V130L82 128ZM149 124H151V122H149ZM143 125L145 127L146 124H143ZM248 125H246V126H248ZM137 126H139V125H137ZM188 126L190 127L191 130H193L192 132H194L195 134H196V132H199V133L201 132L202 134L200 133L199 135L206 139V140H204L205 142H202L201 141L202 143L200 144V140L202 139V137H200L201 139L198 141L199 145H197L194 142V140H193L196 137L195 138H191L192 137L191 136L192 132H190L191 130L189 131ZM225 126H226V124H225ZM222 128H224L225 130L222 129ZM250 128H251V126H250ZM140 129H141V126H140ZM150 129H152V127ZM197 129H199V131ZM147 130L148 129H146L145 132H148ZM156 130L158 132V129H156ZM19 131L21 132V129ZM149 131L151 132V130H149ZM153 132H151V133H153ZM73 133H74V131H73ZM151 133H148L149 134L148 135L149 137L152 136ZM166 133H165V135H167ZM194 133L192 135H195ZM23 134H24V132H23ZM37 134H36V137L35 138H37ZM156 134L157 133H155V135ZM161 134H163V133H161ZM143 135H145V134H143ZM143 135H142V130H141V136H143ZM31 136H29V137L31 138ZM153 136H154V134H153ZM29 137L27 139H29ZM101 137H102V139H104L103 136H101ZM32 138H34V137L32 136ZM148 138L146 137L145 139H148ZM58 139L59 138H57V140ZM145 139H142V140H145ZM171 140H172V138H171ZM174 140H172V142H174ZM135 144L136 145H139L140 143L139 144L138 143H135ZM174 144H175V142H174ZM117 146L118 145H116V148H117ZM131 148H133V147H131ZM137 148H138V146H137ZM139 150L140 149H137L135 151H138L139 152ZM116 153H114V155ZM127 154H128V152H127ZM131 154L129 153V155H131ZM140 154H142V152H140ZM137 155H139V154H137ZM137 155H136V158H137ZM123 157H124V155H123ZM115 158H118V160H119V159L122 158V155L119 153V154H117V156H115ZM145 158L146 157H144V159ZM68 159L69 158H67V161H68ZM142 159H143V157H142ZM113 160H114V158H113ZM118 160H116V163H117ZM128 160H130V162L127 161V163H131L133 161L132 159H130V157L128 158ZM136 160L134 159V161H136ZM146 160L148 161V159H146ZM119 161H121V160H119ZM125 161H126V158L124 159V162ZM140 161H141V159H140ZM255 162H257V161H255ZM60 163H61V161H60ZM142 163H143V160H142ZM63 165H64V163H63ZM93 165L95 166L94 163H93ZM122 165H124V164L122 163ZM127 165H129V164H126V166ZM9 168H12V166H10V167L8 166V168L5 169L7 174H8L7 171H9ZM13 168H14V166H13ZM66 168H67V166H66ZM121 168H123V167H121ZM93 169H95V168H93ZM3 170H1V171H3ZM55 170L58 173L57 169H55ZM19 171H20L19 173H23V171H21V170H19ZM53 171L54 170H52V173H54ZM66 171L69 172V170H67V169L65 170V172ZM13 172H14V170H13ZM16 172L18 173V171H16ZM17 173H16V176H13L12 175L14 179H17V178L19 179L20 178V175L21 174H17ZM120 173H121V171H120ZM5 174L0 173V181L3 183V185H6V188H5L6 190L7 189L8 190L10 189V191L11 190H12V192L14 191V195H13V198L14 199H16L17 196H18L17 199H20V202H19V200H16L17 202H19V205L16 208V213H14L15 212L14 209H15V206L16 205L12 208L13 204H10L12 206L9 207V208H12L13 209V213L10 215V213L7 212V214L9 213V215L12 218L10 220V222H11L10 223V226L8 227L9 228V235L11 237L14 236L16 238V240L19 241V242H17L18 245L15 244L14 248L16 246H20L21 247V245H19V243L22 242V243H25L26 247L29 245L30 248L32 249L34 247H37V245H35V242H37V241H43V240H40L41 238L39 240L36 239L37 241H34V239H33L32 229L30 227L32 226V223L34 224V222L33 221L30 222L31 220H29V222L31 223L30 226L28 224L29 222L28 223H25L24 222V220L32 219V216H34V215H31V213L29 212L30 210H31V212L33 214L34 211H32V210H35L36 211L38 209V210H41L43 212L42 214L45 213V215L50 219V222L51 221L53 222L54 225L53 224L52 225L49 224V226L51 228L53 226H56L57 227L56 230L54 229L53 231H55V233H56V231L59 229V231H61V233H62L63 236H61V234L56 236L55 233H53L52 229H50L52 233L51 232H49V233H51L52 235H55V239L57 237L59 238V236L60 237H64L63 240H65L66 244H68L69 250L72 249V250L80 251L81 252V250H80V247H81V237L76 233V231L74 229L75 226L71 222L72 220H70V218L66 215V212L67 211L64 212V210L62 208L63 202L60 201V198H61V196L63 194L61 196L59 195L60 197L59 196L57 197V198H59V201L60 202H58V201L56 202L55 201L57 198H55V199L53 198L54 200L51 199L52 201H50L48 199L49 196L46 197V195H43V194L40 193L41 191H37V189L42 185V183L39 184V185L37 184L39 186V187H37V189H33L35 187V185L34 184L31 185V182H30V184H28L30 186H34L31 189L28 188V187H26V186H24L25 184L23 185L24 187H19V185H20L19 183H17V185L14 184L15 182L14 183L12 182L14 179L11 177V179H13L11 181V179H9L10 177L8 178L7 177V174L6 175ZM23 174L25 175V173H23ZM9 176H11V174ZM17 176H19V177H17ZM25 176H28V175H25ZM36 176L38 177L39 174L36 175ZM57 176L59 177V174L56 175V177ZM196 176H197V174H196ZM53 177H51V178H53ZM29 178L31 179V177H29ZM29 178H27L26 180H28ZM21 179L22 178H20L19 182H22ZM33 179L34 178H32V180ZM38 179H39V182L42 181V180L40 181L41 178H38ZM207 179L209 180L210 178H207ZM189 180H191V179H189ZM192 180H193V178H192ZM15 181H18V180H15ZM55 181L58 182V179H55ZM60 181H61V179L59 180V182ZM50 182H49V185H50ZM53 182H54V180H53ZM53 182H51V183H53ZM56 182H54L53 185ZM193 183H196V182L193 180ZM190 184H192V183H190ZM3 185L1 186V188L4 189ZM43 185H44V188H45L46 185L44 183H43ZM49 185H47V186H49ZM192 185H195V184H192ZM50 186H52V184ZM50 186H49V188H51ZM55 187H57V185ZM156 187H158V186H156ZM41 188H42V186H41ZM49 188L46 187V189H48V190H49ZM58 188H59V186H58ZM195 188H197V187H195ZM54 189H57V188H54ZM158 189L160 190L161 188L158 187ZM147 190H144V192H145L144 194H147L146 193ZM12 192L10 193V195L12 194ZM44 192H46V190ZM49 192H50V190H49ZM51 192H52V190H51ZM177 192H179V190ZM195 192L192 193V195L195 194ZM0 193H2V191H0ZM15 193L17 194V196H16ZM142 193L143 192H141V194ZM2 194H3L2 197H4V195L7 196V194H9V193L7 192V194L6 193H2ZM49 194L50 195H54V193L53 194L52 193H49ZM49 194L47 192V195H49ZM201 194L203 195V193H201ZM10 195H8V196H10ZM64 195H67L68 196V194H65V193H64ZM170 195H171V192H170ZM176 195L178 196L179 194H175L174 196H176ZM189 195H190V193H189ZM151 196H153V194L150 195V199H151ZM174 196H172V197H174ZM182 196H183V194L181 195V197ZM134 197H135V195H134ZM138 197L137 198L135 197V199H138ZM184 197H182V198H184ZM186 197L184 199L179 200V201L176 200L178 202V203L176 202L177 203V206H178V208H177L176 211L180 210V212H178L180 214V216H179V218H178V216L175 217L174 220L176 218H178L177 223L179 225L178 224H176V225L173 224V225H175L174 226L175 228L172 227V223H173V221H172V223L170 224L171 226L168 225V227L164 228L163 230L161 229L162 232L159 233L160 234V237H161V235H163L164 238L167 237L169 234L172 233L171 232L172 231V228H174L173 230L176 231V229L179 226H181V227L183 226L184 228H187L188 227L187 229L189 230V229L193 228L192 226H194V224H196L197 221H200V220H198V218L200 217L198 215H201L202 214V216H204L203 215V211H202L203 206H201L202 205L201 200L199 199L201 204L199 203V200H197L198 203L200 204L197 207L198 203L196 201V199H197L196 196L195 197H191L190 196V198H188V197L186 198ZM6 198H5V200H7ZM10 198H12V197L10 196ZM141 198H142V196H141ZM146 198L143 197L140 201H136V203L138 202L137 209L141 213L143 211H145V209H146V205L148 203L147 200H146ZM174 198H172V201L171 200L170 201L175 204V202L173 201V200H175ZM178 198H179V196H178ZM133 199L134 198H132V200ZM150 199H148V200H150ZM0 200H1V198H0ZM69 200H70V198H69ZM132 200L130 201V203L132 202ZM16 201H15V203H16ZM53 201H55L56 204H55V202L53 203ZM164 201H166V200H164ZM167 201H169V199H167ZM195 201H196V204H195ZM59 203L60 204L62 203L61 206L58 205ZM66 203L68 204V202H66ZM164 203H167V202H164ZM164 203L162 205H165ZM170 203L168 205H170ZM204 203H203V205H204ZM68 205H71V204H68ZM171 205H172V203H171ZM195 205H196V207H195ZM1 206H2V204H1ZM76 206H78V205H76ZM204 206H206V205H204ZM2 207L5 208L7 206L5 205V207L4 206H2ZM65 207H66V205H65ZM161 207L158 210H161L162 212L164 210L166 211V208L167 207L165 209H163V210L161 209ZM175 207L173 206L172 209H174ZM134 208H136V206ZM7 209H8V207H7ZM65 209L67 210V207ZM75 209H78V208H75ZM167 209H169V208H167ZM206 209H208V208H206ZM0 210H2V208ZM78 210H80V209H78ZM161 211H159L160 213H157L158 212L157 211L156 212L157 215L158 214H161L162 215V212ZM167 211L170 213V209L167 210ZM172 211L175 212L174 210H172ZM2 213H5V212H2ZM38 213L39 212L36 213L37 214V217H38ZM178 213H177V215H179ZM40 214H39V216H41ZM75 214H74V217L75 218L78 217L77 219H78V223H79V218L82 217V216H80V217L79 216H75ZM174 214H176V213H173V215ZM28 215H30L31 217H29ZM70 215H71L70 217L72 219L73 218L72 212H71ZM164 215H166V212H165ZM170 215H168V217ZM173 215H171V216L173 217ZM194 215H197L198 218L196 216L193 217ZM5 216H7L6 213H5ZM46 216H45V218H46ZM171 216L169 217V219L172 218ZM2 217L0 219H2ZM43 217L42 218L39 217V218H40L41 221L44 222L45 220L43 219ZM75 218L73 220L74 222L76 221ZM195 218H196V222L193 224V222L195 221L193 219H195ZM35 219L36 218H34V220ZM199 219H202V218H199ZM4 220H5V217H4ZM6 220H7V217H6ZM38 220L39 219H37L36 221L38 222ZM41 221L39 223H41ZM5 222H4V224H5ZM39 223H37V225ZM47 223H49V222L47 221ZM174 223H176V222H174ZM42 224H40V227H41ZM248 224H250V223H248ZM43 225H44L43 228L44 227L45 228L48 227V224L47 225L43 224ZM248 226H250V225H248ZM50 227H48V228H50ZM34 228H36V227H34ZM38 228H39V226H37L36 232H37V229ZM45 228L44 229H41L40 228V229L41 230H45V231H48L49 230L48 228H47L48 230L45 229ZM184 228L182 230H186ZM248 228H247V230L249 231L251 229V227H248ZM178 229H177V231H178ZM260 229H259V231H260ZM34 230H33V232H34ZM86 230H88V229L86 228ZM45 231H43V232L45 233ZM78 231H80V230H78ZM251 231H253V230L251 229ZM2 232H0V233H2ZM38 232H39V230H38ZM43 232L41 231V233H43ZM189 232L191 233L190 230H189ZM253 232H252V234H253ZM173 233H174V231H173ZM259 233L261 234V232H257L256 234L259 235ZM6 234H8V231L6 232ZM252 234H251V237H252ZM3 235H1V237ZM38 235H36V236H38ZM47 235H49V234H47ZM257 235H256V237L253 236V239L252 240L253 241L255 240L256 242L255 241L254 242L257 243V244H259L261 246L260 249L264 253V234H263V236H257ZM39 236H41V234ZM45 236H46V234H44V236L42 235V237H45ZM4 237H6V236H4ZM48 237L49 236H47V238ZM52 237H50V239H53ZM3 239L7 241V239H5V238H3ZM10 239L13 240V238H10ZM165 239H167V238H165ZM61 240H62V238L60 239V241ZM50 241H47V242L49 243ZM56 241H57L56 243H58L59 240L57 239ZM43 242H41L42 245L44 244ZM52 242H53V240H52ZM52 242H50L49 244H51V245L54 244ZM56 243L54 245H56ZM49 244H48V247L51 246ZM201 244L203 245V242H201ZM54 245H53V247H54ZM62 245H63V243H62ZM23 246H24V244H23ZM46 246H47V244H46ZM11 247L12 246H10V248ZM93 247H95V246L93 245ZM27 248L30 249L29 247H27ZM54 248H55L54 250H56V248H58V246L57 247H54ZM15 249L12 248V251H14ZM31 249L28 251L29 252V255H30V253H31V255L33 253L31 251ZM41 249L42 248L38 249V251L39 250L41 251ZM95 249L97 250V247H95ZM138 249L139 248H137L135 250H138ZM17 250H19V249L17 248ZM35 250H33V251L35 252ZM45 250H46V248L44 247L43 251H45ZM130 250L131 251H134L133 248H131ZM22 251L25 252L27 250L25 249V250H22ZM22 251L20 253H22ZM60 251H61V249L58 252H60ZM28 252H27V257H29ZM64 252H66V251H64ZM64 252H62L63 253L62 254V257L63 258H65V257L68 258L70 254H67V253H64ZM135 252L136 251L133 252L134 255H136ZM35 253L37 254V252H35ZM44 253H47V252H44ZM48 253H50V252H48ZM48 253H47L46 257L44 256V254L42 256V251L39 253V255L41 254L40 256H42L43 258H45L46 259L45 261H48V260H50V258L48 259V257H47L48 256ZM69 253H70V251H69ZM137 253L139 254V257H140V253L141 252L139 253V251H137ZM50 254H53V253H50ZM142 254L143 253H141V255ZM86 255H84V256L87 257ZM137 255H136V257H137ZM50 256H52V255H50ZM76 256H77V254H76ZM129 256H130V254H129ZM263 256H264V254H263ZM33 257H35V254H34ZM36 257H37V255H36ZM51 258H53V257H51ZM137 258H136V260H137ZM39 259H40V257H39ZM129 259H130V257H129ZM57 260H56V257H55V260L54 261H57ZM141 260H142V258H141ZM41 261L42 260H40V264H41ZM87 261L90 262V260H87ZM174 261L177 262L178 259H175L172 262H174ZM179 261H180V259H179ZM184 261L185 260H183V262ZM59 262H61V261H59ZM81 262H83V260ZM126 262H128V261H125V263ZM139 262H140V260H139ZM167 262H169V261H167ZM64 263H66V262H64ZM69 263H70V261H69ZM125 263H123V264H125ZM42 264H44V262ZM52 264H54V262ZM82 264H84V263H82ZM147 264H149V263H147ZM168 264H171V263H168ZM172 264H174V263H172Z\"/></svg>", "mask_w": 264, "mask_h": 264}]
</instances>
